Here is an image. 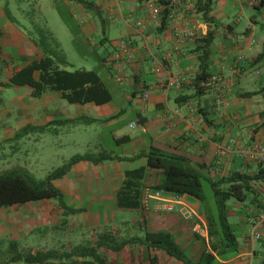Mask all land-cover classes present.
Wrapping results in <instances>:
<instances>
[{
  "label": "crops",
  "instance_id": "obj_1",
  "mask_svg": "<svg viewBox=\"0 0 264 264\" xmlns=\"http://www.w3.org/2000/svg\"><path fill=\"white\" fill-rule=\"evenodd\" d=\"M31 1L34 7H39V11L43 10L42 13L47 14L43 17L44 21L54 22V27L52 24L45 27L52 38L56 37L55 41L62 48L69 67L73 65L64 51L62 36L68 38L72 51L75 49L81 53L75 62L86 64L91 60L88 63L90 67L81 65L76 69L95 71L110 94L108 101L100 104L93 101L84 104L68 102L75 111L71 109L66 113L56 106L57 100L63 99L58 92L47 91L39 97L32 96L33 111L41 107L45 114L44 117H38L35 124L81 115L100 120L107 118L96 122L110 128L108 135L111 136V142L119 146V151L106 149L101 144L100 151L113 156L130 157L153 146L165 152L185 155L192 164H206L210 167L207 172L210 177L229 169L253 172L258 167L256 162L239 158L237 148L230 145V139L235 138L243 145L264 141V125H260L264 101L260 94L242 96L246 91L257 90L264 84V78L261 80L259 77L262 70L264 73V57L260 59L258 56L264 51V24L252 18L245 24L244 30L236 32L235 25L226 22L230 12L224 8L234 5L236 1V6L246 5L258 9L264 7V2L258 0L251 6V0H218L216 5L219 7H212L210 12L214 18L212 23L204 21L201 14L195 11L194 0H180L171 9L175 16L169 15L168 8L164 19L162 12L165 3L155 0L161 7L156 22L149 17L146 0H22V5ZM164 1L168 3L169 0ZM5 6L15 22L6 16ZM16 9L24 15L26 25L21 24L12 13L9 0H0L2 55L25 58L19 65H10L8 78L31 59L41 56V51L28 37L32 28L30 19L26 18L29 11L18 3ZM138 22H144L145 25H139ZM176 23L180 28L193 25L195 36L190 40H177L174 35ZM215 24H219L218 27L215 28ZM214 28V37L220 33L227 39L236 34H242L243 38L240 43L230 42V46H216L212 49L210 46L207 64L201 66V38L208 29ZM120 40L127 42L129 55L120 53ZM202 67L205 79L198 83L204 87V91L196 94L195 83L202 73ZM212 75H219L220 79L210 81ZM171 76L180 78L179 86L159 84L160 78ZM33 77L38 79L39 72L34 71ZM12 86L31 92L28 85ZM109 86L114 88L110 89ZM144 92L149 94L147 99H143ZM217 93L224 97L221 107L215 105ZM124 125L135 131L127 133ZM124 135L129 139L121 140ZM219 148L224 149L223 154L217 153ZM141 166L145 167L143 208H120L116 203V193L121 186L123 173ZM161 178L160 171L148 167L144 157L135 160H106L98 164L77 162L56 181H59L66 203L81 210L70 213L63 210L55 199L40 200L55 203L53 217L56 220L49 228L52 239L43 242L42 238L45 227L49 226L41 228L42 232L32 226L28 244L33 249L54 248L65 251L73 247L95 246L99 241L116 244L122 237L142 236L145 231H167L193 262L202 260L208 254L209 264H248L246 262L251 246L247 234V216L260 212L264 202V184L257 186L258 192L253 202L245 208L236 204V207L232 206L228 211L227 220L229 216L232 217L229 223L238 224L240 231L237 235L235 230L237 249L232 250L235 255L222 260L220 255L231 250L222 247L212 249L207 234H203L204 230L207 233L209 223L200 202L190 195H176L154 189L153 186ZM166 203L191 207L193 215L190 219L196 220L192 229L189 220H183L176 212L158 209V206ZM191 230L196 231L199 237ZM262 233V238L253 247L251 264L255 257V264H264V229ZM9 240L4 245L0 244V250L7 249ZM98 251L107 264H150V255L156 256L155 264H182L160 249H148L137 243L127 244L119 250L101 247Z\"/></svg>",
  "mask_w": 264,
  "mask_h": 264
},
{
  "label": "trees",
  "instance_id": "obj_2",
  "mask_svg": "<svg viewBox=\"0 0 264 264\" xmlns=\"http://www.w3.org/2000/svg\"><path fill=\"white\" fill-rule=\"evenodd\" d=\"M158 1L165 3L162 12V19H164L168 13L167 1ZM212 2L213 0H194V9L201 14L204 21L213 23L214 18L210 15ZM262 2L264 0H261L260 3ZM4 12L12 22H15L6 6L4 7ZM218 25L215 24V28ZM215 28L208 29L201 38L203 47L201 66L207 64V55L214 39ZM1 34L2 29L0 27V36ZM31 34L32 32L29 38L41 51V56L31 59L28 64L14 71L8 78V82L0 81V86L28 85L31 88V95L35 97H39L47 91H56L69 103L84 104L93 101L100 104L108 101L110 94L95 71L67 69L70 64L59 44L50 36L48 31H45L44 35H38L37 37L31 36ZM48 38H51V43H49ZM258 56L260 59L264 57V51ZM6 63H8V59L2 55L0 46V69ZM203 69L204 67H202V73L199 74L198 81L195 83L196 94H201L204 91V87L198 83L199 80L205 79ZM34 71L39 72L38 79H34ZM256 94H260L264 101V84L257 90L246 91L242 96L251 97ZM261 116L262 122L260 125H264V109L261 112ZM105 120L107 118L100 120L81 115L75 118L54 119L45 124L26 123L14 130L13 135L8 140H17L33 132L43 133L52 129L53 125L65 123L91 124ZM120 139L128 140L129 137L124 135ZM140 157L145 158L148 167L158 169L161 173L162 178L159 183L153 186L154 189L176 195H190L197 199L201 206L204 200L202 180H208L215 197L220 223L219 227H217L218 224L210 211L205 207L201 208L204 210V217L209 223L207 230L209 243L213 250L218 247H222L224 250L237 249L235 228L227 220L228 211L230 210L228 200L232 198L237 202H243L248 198L249 194H253L251 202L255 200L258 192L257 186L264 184V166L260 164L253 172L229 169L222 174L210 177L207 174L210 167L206 164H192L189 157L185 155L165 152L153 146L130 157L113 156L106 151L74 154L64 161L62 165L49 171L44 178H36L26 168L19 165L0 170V208L31 201L55 199L66 212H78L81 208L68 205L64 199L63 192L54 184V181L61 179L75 163L80 161L98 164L106 160H135ZM144 170L145 167L141 166L124 171L121 186L116 193V203L120 208H143ZM143 221L144 219H142V223ZM133 243L144 245L148 249H160L182 264H209L210 255L208 254L204 255L202 260L193 262L184 249L174 240L171 233L167 231H145L142 236L122 237L116 244L111 241H99L95 246H79L65 251L54 248L33 249L29 244L23 245L17 239H10L7 249L0 250V264H107L105 259L99 254V248L119 250L125 245ZM149 260L150 264H155L157 258L155 255H150Z\"/></svg>",
  "mask_w": 264,
  "mask_h": 264
},
{
  "label": "rangeland",
  "instance_id": "obj_3",
  "mask_svg": "<svg viewBox=\"0 0 264 264\" xmlns=\"http://www.w3.org/2000/svg\"><path fill=\"white\" fill-rule=\"evenodd\" d=\"M255 1L257 2L258 0L249 1V5L253 6ZM217 2L218 0H213L212 2V7L215 9L219 7L216 5ZM17 3L21 6H25V8L29 11V13L26 15V18L30 19V26L32 27L31 32L33 34L32 30H34V37H37L38 35H44L45 31H47L45 27L46 25L47 28L51 26V24L52 26L54 25V22H51L50 20L49 22L44 21L43 17H45L47 14L42 13L43 10L39 11V7H34L32 5V1L29 4L26 3L25 5H22V0H9V8L15 17L21 22V24L26 25L27 20H25L24 15H21L17 12ZM236 4L238 3L234 1V5H229L224 8L225 11L230 12V17L227 18L226 22H231L233 25H235L236 32L240 33L242 30H244L245 24L252 18H257L259 22L264 24V13H262L264 12V7H259L256 9L248 8L246 5L243 7L236 6ZM57 31L60 33L59 30ZM62 37L63 38H61V40L64 51L66 52L69 61L73 65L69 67V69H76L81 65H84L87 68L90 67L88 63H91V60L86 64L75 62V58L81 53L79 51H75V49L72 51L68 44V38L64 36ZM54 38L53 39L56 40L55 36ZM242 38V34H236L235 36H230L227 39L218 33L214 37L210 48L212 49V47L223 45L230 46V42L234 43L235 41L240 43ZM48 41L51 43V38H48ZM5 58L8 59V63H6L0 69L1 82H7L9 73L11 71L10 65H19L20 61L23 60V57L21 56L12 57L8 55L5 56ZM259 77L261 80H263V70L262 75ZM109 88L113 89L114 87L109 86ZM61 102H64L62 103L64 109L60 104ZM56 103L61 106L60 107L56 104L58 109L60 108L63 113L74 109L73 107H70L68 102L64 101L63 99H58ZM44 116V110L41 107L40 109L33 111V97L31 93L23 88H18L15 86H0V170L19 165L26 168L36 178H44L49 171L62 165L64 161L68 160L74 154L99 152L100 144L106 149L113 150L115 152L119 151V146L117 144H113L111 142V136L108 135L110 128L102 127L100 123L97 122L91 124L65 123L53 125L52 129H49L43 133L33 132L17 140H8V138L13 135L14 130L25 125L26 123L35 124L38 120V117ZM124 129L127 133H133L135 131L134 128H129L127 125H124ZM58 182L59 181H56L54 184L59 188ZM202 193L204 200L202 201V206H200L201 208L205 207L208 209V211H210L215 219V222L218 224L217 227H219L220 223L218 220L215 197L213 195L210 183L206 179L202 180ZM252 197L253 194H249L248 198L243 202H237L230 198L228 200L229 209L232 206L236 207V204L239 206L241 205L242 207L244 206L245 208L251 202ZM191 199L194 200V198ZM67 202H69V199ZM54 204L49 201H40L0 208V244L4 245L8 239L14 238L17 240L19 239L21 244L27 245L28 241L31 240L30 233L32 232V226H34L38 232L40 230L42 232L43 229L41 228H43L45 225L49 227H45L46 231L42 238H44L43 242H48V239H52L49 228L50 226H53L56 220L53 217ZM143 215H145V213H143ZM187 220H189L188 223L192 229L196 220H192V218ZM231 220L232 217L229 216V221ZM41 225L43 226L41 227ZM232 225L238 235L240 231V228L237 226L238 224ZM29 229L30 231H28ZM191 232L196 235V237H199L198 233L195 234L196 231L191 230ZM203 234H207L205 233V230L203 231ZM24 240H26V242ZM234 255L235 251L231 250L226 254H221L220 258H222V260H226ZM256 259L257 257L253 259L252 264H255Z\"/></svg>",
  "mask_w": 264,
  "mask_h": 264
},
{
  "label": "built area",
  "instance_id": "obj_4",
  "mask_svg": "<svg viewBox=\"0 0 264 264\" xmlns=\"http://www.w3.org/2000/svg\"><path fill=\"white\" fill-rule=\"evenodd\" d=\"M179 1L180 0H169L168 1L167 7L170 10V12H169L170 16H172V17L175 16L174 11H172L171 9H172V6L176 5V3H178ZM146 5H147L148 10H149L150 19L156 22L159 19L161 7L156 4L155 0H146ZM138 24L143 25V26L145 25L144 22H138ZM174 35L177 38V40H190L195 36L194 26L190 25V26L180 28L178 23H176L174 26ZM119 50H120V53H123L126 55L130 54L127 42H125L124 40L119 41ZM155 70L156 71L158 70L157 67ZM219 79H220L219 75H212L210 77V81H217ZM180 82L181 81H180L179 77L175 78V77L171 76L167 79H164L163 77L159 79V84L161 86H165V85L179 86ZM148 96H149L148 92H144L143 99H147ZM223 103H224L223 95L221 93H217L215 96V105L217 107H221L223 105ZM230 145L237 148V154H238L239 158H241L247 162H256V163L264 166V141H261V142L255 143V144H250V145H243L237 139L231 138L230 139ZM223 150H224L223 148H219L217 153L223 154ZM158 209L165 210L168 212L174 211L183 220H187L193 215L192 208L186 204H183V205L177 207V206H174L173 203H169V204L166 203V204H161L160 206H158ZM247 222L249 225V228L247 230L248 241H249V244L251 246V249L249 250V252L251 251V253L247 256L248 260L246 263L251 264L252 255L254 252L253 247L256 244V242L262 238V235H263L262 231L264 229V202H263L261 210L258 214H249L247 216ZM240 261H242V260H240ZM243 263H244V261H243Z\"/></svg>",
  "mask_w": 264,
  "mask_h": 264
}]
</instances>
